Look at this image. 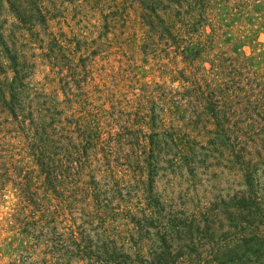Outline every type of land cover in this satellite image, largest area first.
Returning a JSON list of instances; mask_svg holds the SVG:
<instances>
[{
  "label": "trees",
  "instance_id": "trees-1",
  "mask_svg": "<svg viewBox=\"0 0 264 264\" xmlns=\"http://www.w3.org/2000/svg\"><path fill=\"white\" fill-rule=\"evenodd\" d=\"M261 3L100 0L39 54L3 41L0 264H242L215 227L235 240L258 212L264 73L245 47ZM217 159L246 189L200 199Z\"/></svg>",
  "mask_w": 264,
  "mask_h": 264
},
{
  "label": "rangeland",
  "instance_id": "rangeland-1",
  "mask_svg": "<svg viewBox=\"0 0 264 264\" xmlns=\"http://www.w3.org/2000/svg\"><path fill=\"white\" fill-rule=\"evenodd\" d=\"M100 0H0V44L3 41L10 40L12 36L17 39L18 49L27 57L33 54H39L42 48L51 45L54 36L57 39L67 38L70 28H74L76 21L73 18H80L84 13H91L99 7ZM258 10V19L264 21L263 3L257 4L254 11ZM263 12V13H262ZM76 16V17H75ZM238 16L231 22L238 20ZM64 36H61V35ZM62 38V39H61ZM229 38V37H228ZM247 40H255V46L258 50L252 52L248 46L245 47L249 56L248 65L252 72L258 74L264 73V27L259 29L258 33L251 34ZM2 47L0 45V51ZM225 155V154H224ZM209 170L206 171V182L198 187V198H202L204 192H211L212 189L223 191L226 195H233L240 189H246L233 164L222 161L209 160ZM225 168H220V165ZM258 167V160L255 163ZM251 179L252 188L255 197L258 198V212L255 213L253 227H256L259 236L253 238V227H246L241 237L235 240L232 236L237 234L235 226L230 225L223 216L220 222L216 224L217 234H225V245L232 251L244 252L248 249L250 252L242 264H264V175L260 178L262 184L258 188V168ZM259 170H264V165ZM202 173V171H200ZM182 188L185 184H182ZM193 198V197H192ZM191 198V199H192ZM188 201L186 206L188 210H194L197 200ZM5 207H0V218L4 216ZM238 246V247H236ZM8 253L0 250V260L6 261Z\"/></svg>",
  "mask_w": 264,
  "mask_h": 264
}]
</instances>
